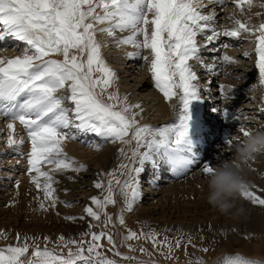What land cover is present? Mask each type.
I'll return each mask as SVG.
<instances>
[{
	"label": "snow or ice",
	"instance_id": "snow-or-ice-1",
	"mask_svg": "<svg viewBox=\"0 0 264 264\" xmlns=\"http://www.w3.org/2000/svg\"><path fill=\"white\" fill-rule=\"evenodd\" d=\"M227 3H232L244 19L230 15L227 19L232 26L220 29L214 6ZM210 6L213 10L206 13L205 9ZM245 6L249 11L254 6L264 9V2L254 5L253 0H207V3L205 0H0V44L7 47L11 39L14 49L20 53L0 56V117L9 120L8 148L17 149L24 143L22 138L13 135L15 122L18 121L27 133L30 142L28 173L31 182L44 194L39 210L54 209L58 202L70 206L69 202L58 201L55 196L54 185L58 182L55 174L79 173L86 168L66 153V141L95 134L98 141L80 142L96 150L103 143L118 142L122 145L118 152L127 160L117 169L99 174L100 179L94 182L104 195L103 198L92 196V206H85L84 212L97 223H89L88 230L79 233V238L60 234L52 241L46 235L42 238L21 237L17 233L16 244L0 247V264H119L102 251V239L108 241L111 246L108 251L113 256L134 264L158 262L130 255L137 248L128 241H150L166 259H178L175 252L181 247L185 249V255H188L189 245L197 247L195 237L180 228L171 238L164 235L163 240L158 239L161 233L155 229L147 233L128 229L122 243L129 253H121L111 233L92 229L99 227L101 214L105 217V228L113 223L105 209L116 203V192L124 198V207L117 220L119 224H125L123 212L132 211L141 198L140 175L146 165L156 171L167 169L174 176H181L200 162L197 149L202 143L203 131L200 105L204 98L201 93L202 88L208 90V86H202L192 62L211 76L219 75L223 65L240 62L224 52L206 63L203 50L219 53L221 49L234 46L228 42L219 43L221 38L237 43L251 42L254 46L243 51L242 56L248 58L255 53L258 84L264 85V20L252 23V16L246 14ZM254 15L261 17L264 12ZM100 36L105 39H99ZM200 37H203V43ZM213 44L218 47H210ZM110 45L116 48L131 46L133 51L126 52L125 56L147 63L153 84L164 100H176L173 122L162 125L140 122L144 111L142 104L130 102L126 93L120 94L117 73L102 53V49ZM255 87L256 84L251 85L250 90ZM218 91L222 100H230L234 98L236 88L220 84ZM211 111L225 120L230 117L228 107H212ZM259 111L264 113V106ZM231 119L240 123L238 131L243 136L250 135L249 129L244 127L247 117L241 120L239 110L231 115ZM234 141L239 143V137L224 139L229 146ZM254 160L255 157L251 161ZM45 165L51 167L45 170ZM247 166L251 167L249 163ZM200 172L211 176L215 167L203 162ZM105 176L106 185L103 183ZM240 196L254 206L264 207V189L257 191L255 184L248 183ZM64 219L75 222L84 217L65 216ZM211 227L209 224L208 228ZM163 231L167 233L171 229ZM0 238L7 239L2 230ZM200 239L205 237L201 235ZM201 250L207 253L209 248L201 247ZM139 251L144 256H153L143 245L139 246ZM222 261L223 264H264V259L240 253L225 254ZM197 264H203L202 258L197 259Z\"/></svg>",
	"mask_w": 264,
	"mask_h": 264
},
{
	"label": "bare ground",
	"instance_id": "bare-ground-1",
	"mask_svg": "<svg viewBox=\"0 0 264 264\" xmlns=\"http://www.w3.org/2000/svg\"><path fill=\"white\" fill-rule=\"evenodd\" d=\"M261 2L264 0H253L254 5ZM214 7L218 13L217 27L220 29L232 26L231 21L227 19L230 15L244 19V16L235 9L232 3ZM212 10L213 6H210L205 9V12ZM245 12L252 16V23L254 24L264 20V16L257 17L254 15L256 12H264V9L258 6L252 7L250 11L245 6ZM98 38L105 39L103 36ZM199 39L201 43L204 42L203 37ZM225 42L232 43L234 46L221 49L219 53H212L209 49L203 50L202 56L205 62L211 63L215 56L227 52L228 55L240 61L238 64L223 65L221 66L223 71L219 75L211 76L195 61L192 62L202 86H208V90L202 88L201 93L204 98L200 105L203 131L201 133L202 143L197 149L201 157L200 162L193 166L186 175L181 176H174L167 169L156 171L150 165H146L144 172L140 175L141 198L133 206L132 211L123 212L125 224L121 225L117 220V216L124 207V198L119 192L115 193L116 203L107 205L105 209L112 216L119 235L116 237L115 230L105 228L103 214H101L99 227L92 229L95 232L104 229L111 233L113 237H116L115 242L118 249L124 253H129V249L122 243L123 237L127 235V230L131 229L136 232L138 229L140 230V227L149 230L157 229L161 232L168 228L171 229L167 232L170 234H175V230L180 228L185 233L191 232L199 236L220 235L223 238L239 241L241 252L242 250L245 251L244 247L249 245L256 249L257 245L252 244L251 239L257 238L256 235L264 236V207L254 206L250 201L240 196L237 205L243 206L246 210L244 215L220 214L207 202L206 181L209 176L200 172L203 162H208L216 167L224 161H231L235 158L237 148L245 140V136L238 131L240 123L231 119V115L236 114L237 110H239L241 120L247 117V122L244 123L245 128L264 130V113L259 111L264 106V101H262L264 94L259 90H255V92L250 90L251 85H259L258 71L255 69V53L253 52L248 58L242 56L243 51L254 45L249 41L237 43L228 38H221L219 41V43ZM210 47H218V44H213ZM0 49H2L0 56L10 57L20 54L14 49L11 39L8 40L7 47L0 44ZM131 51H133L131 46L116 48L110 45L102 49L108 64L117 73V87L120 94L126 93L130 102L142 104L144 111L141 123L162 125L165 122H173V106L176 104V100L173 99L171 102L164 100L163 95L153 84L147 63L140 58L125 56L126 52ZM54 58L59 59L61 57ZM224 72H228L230 75H225ZM241 75L244 79H235ZM220 84L235 86L236 92L233 99L222 100L220 98L218 91ZM253 97L254 99H250ZM212 107H228L230 110L229 119L225 120L220 114L213 113ZM254 118H261V121H256L257 119ZM8 122L7 118L0 117V230L7 234V239L0 238V243L4 246L16 244L17 233L21 234V237L27 235L42 238L46 235L52 241H55L60 234L66 237L79 238L78 234L87 231L89 223H97L87 216L84 208L85 206H92L90 200L92 196L103 198L102 190L94 186V182L100 179L99 174L108 173L117 169L121 163H127L125 156L118 152L122 145L118 142H106L99 150H96L80 142V140L98 141L99 138L91 133L81 135L79 140L66 141L64 144L66 153L77 162L86 165V168L79 173L68 171L63 174H55V179L58 181L54 185L56 188L55 196L58 201L69 202L70 206L58 202L54 209L42 211L39 210V204L44 194L31 182V176L28 173L27 154L30 151V142L27 133L18 121L15 122L13 135L17 139L22 138L24 143L17 149L8 148L6 143L9 133ZM225 137H239L240 142L234 141L229 146L224 143ZM249 164L251 167L246 166L245 179L249 184H255L257 191L264 189V175H261L264 173V152L256 154L255 160L249 161ZM49 167L51 166H44L45 170ZM117 174L119 175V173ZM69 177L72 178L69 179ZM17 181H19L18 187ZM103 183L107 184L106 176ZM113 187L115 189L116 186L113 185ZM13 200H15L14 204L11 203ZM65 216H83L84 219L72 222L65 220ZM209 224L212 225L211 229L208 228ZM244 236L247 237L246 240L240 241ZM86 239H90V237H86ZM102 241L107 240L102 239ZM133 241L136 242V240ZM208 241L212 242L213 240L208 238ZM41 246H43L42 239ZM134 253L138 255L139 250L129 254ZM30 254L29 252L28 255L30 256ZM254 254L258 256L257 252ZM222 257V255H217L203 264H217L222 261ZM25 258L27 259V257Z\"/></svg>",
	"mask_w": 264,
	"mask_h": 264
},
{
	"label": "clouds",
	"instance_id": "clouds-1",
	"mask_svg": "<svg viewBox=\"0 0 264 264\" xmlns=\"http://www.w3.org/2000/svg\"><path fill=\"white\" fill-rule=\"evenodd\" d=\"M255 90L264 94V85H258ZM249 131L250 135L237 148L235 158L217 165L215 173L206 181L207 202L222 215L240 216L246 211L237 205L240 192L248 186L244 175L246 166L256 154L264 152V130Z\"/></svg>",
	"mask_w": 264,
	"mask_h": 264
},
{
	"label": "rangeland",
	"instance_id": "rangeland-1",
	"mask_svg": "<svg viewBox=\"0 0 264 264\" xmlns=\"http://www.w3.org/2000/svg\"><path fill=\"white\" fill-rule=\"evenodd\" d=\"M256 121H261V118H258ZM107 227L110 230H112V231L113 230L116 231V234H117L116 237L119 235L118 234V230H116L117 228H115V223L109 224ZM141 229H143V231L145 233L149 231L148 228L144 229L143 227H140V230L138 229V231H141ZM155 230L157 232H159V233H162L158 237V239H160V240H163L164 235H167L170 238L172 236H174V234H170V233H166L165 234L164 232H161V231H159L157 229H155ZM138 231H136V232L139 233ZM186 233H191V232H186ZM191 234L195 237L194 243L197 245V247H192L191 245H189L188 248H187L188 255H185V249L183 247H181L179 250H177L175 252V256L178 259H166L164 256L160 255L157 252L156 249L153 248V245H152V243L150 241H145V240L141 239V240L136 241V242L133 241L131 243L129 241L127 243H130V244H133L134 243L133 245H135L138 250H139V246L140 245H143L150 253L153 254V256L151 258L148 257V256L142 255L140 253V251H139V254L138 255L135 254V253L134 254H131V255L137 256V257H139L141 259H144V260L154 259L155 261L158 262V264H189V260L190 259H191V264H197V259L198 258H202L203 263H204V262H207L208 260H211V258H213V257H215L217 255H222L223 256L225 254H236V253L244 254V255H246L247 257H250V258L264 259V236L262 237V235H260V236L259 235H256L255 237H257V238L254 239V237H253L251 239V243L252 244L255 243L257 245V248H256L257 250L252 245H249V246L246 245L248 247H244V250L245 251L242 250V252H241L240 251L241 250V247L239 245L240 244L239 241L236 242L232 238H223L220 235H218V236L203 235L205 237V239L204 240H201L199 235H195L194 233H191ZM116 237L115 236L113 237L114 240H116ZM208 238L209 239H212L213 241L212 242L211 241H208ZM246 238L247 237L244 236L242 239H240V241L244 242V240H246ZM101 243L103 244L102 251L109 258L116 259L119 262V264H134V262H132V261L123 260L120 257L117 258V257L113 256V253L111 251H108V249L111 247L108 244V241H101ZM221 245H225V246H221ZM3 246L4 245H2L0 243V247H3ZM201 247H208L209 248V251L207 253H205V252H203L201 250ZM117 248H118V246H117ZM119 251L121 253H124L121 250H119ZM254 252H257L258 253V256H256L254 254ZM217 264H223V261H221V262H219Z\"/></svg>",
	"mask_w": 264,
	"mask_h": 264
}]
</instances>
